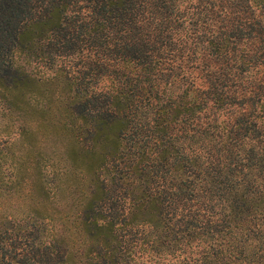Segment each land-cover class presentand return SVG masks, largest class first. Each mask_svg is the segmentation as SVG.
<instances>
[{
    "label": "trees",
    "instance_id": "16d2710c",
    "mask_svg": "<svg viewBox=\"0 0 264 264\" xmlns=\"http://www.w3.org/2000/svg\"><path fill=\"white\" fill-rule=\"evenodd\" d=\"M1 136L0 264H264V0H0Z\"/></svg>",
    "mask_w": 264,
    "mask_h": 264
},
{
    "label": "rangeland",
    "instance_id": "374dc122",
    "mask_svg": "<svg viewBox=\"0 0 264 264\" xmlns=\"http://www.w3.org/2000/svg\"><path fill=\"white\" fill-rule=\"evenodd\" d=\"M9 145L8 141H6V139H4L2 136L0 138V146L5 147ZM6 167V164H3L1 166V171H3L4 173H0L1 175H8L7 174V170H5L4 168ZM16 203H10L8 202V197L5 196L4 194L0 195V213L5 214V215H13L18 219L23 218L25 213H26V209L25 206L22 205V208L19 207V209L16 208L17 205H15ZM23 223V222H22Z\"/></svg>",
    "mask_w": 264,
    "mask_h": 264
}]
</instances>
